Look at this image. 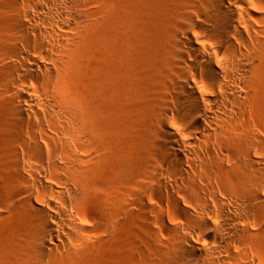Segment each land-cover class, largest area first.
Wrapping results in <instances>:
<instances>
[{
  "label": "bare ground",
  "instance_id": "6f19581e",
  "mask_svg": "<svg viewBox=\"0 0 264 264\" xmlns=\"http://www.w3.org/2000/svg\"><path fill=\"white\" fill-rule=\"evenodd\" d=\"M117 4L0 0V264H264V0Z\"/></svg>",
  "mask_w": 264,
  "mask_h": 264
},
{
  "label": "rangeland",
  "instance_id": "374dc122",
  "mask_svg": "<svg viewBox=\"0 0 264 264\" xmlns=\"http://www.w3.org/2000/svg\"><path fill=\"white\" fill-rule=\"evenodd\" d=\"M111 1L119 5L121 0ZM79 65L80 69L78 75L73 80V84L75 87L77 86L81 89H85L88 88L89 82V62L84 58ZM254 112L257 121H260V124L264 127V75L258 95L255 99ZM107 129L110 133L109 148L112 151L111 164L113 166V172H115L119 165L128 163L133 156L137 155L138 157V153L143 152V141L138 136L137 129L132 127L130 116L126 109H122L119 114H115L114 117L108 119ZM133 146L136 148L137 153L132 155L128 154L127 150ZM107 176L108 172L105 171V173L95 178L96 186L100 192L105 189ZM85 210L91 217L100 219V211L94 209L91 203H87ZM99 230L101 231L102 227H100ZM101 237L103 238V235H101ZM114 250L112 245L105 242L96 250H92L91 253H89V256L86 258L87 262H84V264H116V252Z\"/></svg>",
  "mask_w": 264,
  "mask_h": 264
}]
</instances>
